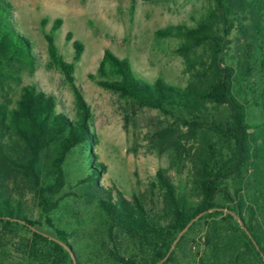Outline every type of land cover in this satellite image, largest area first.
<instances>
[{"label": "rangeland", "instance_id": "1", "mask_svg": "<svg viewBox=\"0 0 264 264\" xmlns=\"http://www.w3.org/2000/svg\"><path fill=\"white\" fill-rule=\"evenodd\" d=\"M8 1L14 8L13 19L19 32L32 44L36 63L34 69L17 63L6 67L12 78L0 82V104L14 107L22 87L36 85L54 96L57 112L77 119L72 90L47 53L45 34H51L59 54L72 63L75 84L92 113L91 131L97 139L92 150L96 162L105 166L98 184L105 189L116 188L128 201H138L161 225L170 217L157 174L171 183L180 203L198 205V179L205 162L212 159L223 163L232 154V142L214 130L216 126H229L230 113L225 105L208 102L196 112L163 113L105 90L98 85L101 79L96 73L103 51L108 49L118 58L127 59L133 73L148 83L161 79L180 89H208L217 74V58L218 64L232 68L233 90L244 101L248 120L256 124L249 132L258 137L263 158L253 159L241 175L220 184L231 193L241 191L244 220L238 217L234 202L217 195L214 201L221 207L215 211L220 214L198 221L180 244L177 239L181 233L178 234L170 252L157 264H227L233 250L229 241L239 234L248 236L256 247L255 252L245 256V263L262 264L264 79L259 67L264 60V0H134L133 4L132 0ZM55 19L62 23L52 31ZM202 23L209 25V38L194 47L183 46L185 39L178 33ZM75 40L83 45L78 60H74ZM15 143L9 144L12 159L17 158L19 148ZM89 153L90 148L81 145L66 157L64 186L57 194L60 201L49 215L57 227L71 233L69 242L78 251L81 264H95V249L110 244L103 233L104 215L95 203L76 196L82 191L78 180L85 174ZM53 156V148L44 152L46 166ZM0 196L17 201L23 213L40 221L45 236L52 238L29 181L17 168L2 162ZM208 227L217 234L211 242L204 238ZM0 238V259L8 251L11 264L20 261L19 247L28 234L6 233L0 227ZM116 246L122 256L134 259L136 264L150 263L147 254L134 249L125 238L118 239ZM107 264L118 263L111 260Z\"/></svg>", "mask_w": 264, "mask_h": 264}, {"label": "trees", "instance_id": "2", "mask_svg": "<svg viewBox=\"0 0 264 264\" xmlns=\"http://www.w3.org/2000/svg\"><path fill=\"white\" fill-rule=\"evenodd\" d=\"M13 13L12 4L8 0H0V82L12 78L6 71V67L11 64H22L34 69L36 63L32 44L19 32ZM61 23L60 19H55L51 30H57ZM178 34L185 39L183 46L194 47L209 38V25L202 23ZM45 40L51 62L62 72L72 90L77 119L72 120L65 113L57 112L54 96L36 85L23 86L14 107L0 104V162L17 168L26 177L38 200L44 220L52 230V238H48L40 221L29 219L17 201L8 196H0L1 230L6 233L23 231L28 234V238L19 247L20 261L17 259L12 264H74L75 260L76 264H81L78 251L69 242L71 233L57 227L49 217L60 201L57 194L64 186L65 159L73 149L81 145L90 148V158L84 176L78 180L82 191L76 196L95 203L96 208L104 215L103 233L110 243L107 247L104 244L95 249L98 253L95 264H107L111 260L118 264H136L134 259L120 254L118 247L121 244L117 247L116 242L122 238L132 244L134 249L147 254L149 264H157L170 252L178 234L181 233L177 239L180 244L198 226V221L220 214L215 211L221 207L214 201L217 195L234 202L238 217L244 220L241 191L231 193L227 187H220V184L241 175L253 159L263 158L260 157L258 137L249 132L256 124L248 120L246 105L236 97L233 90L232 68L221 66L217 63V58V74L208 89H180L161 79L148 83L133 73L127 59L118 58L108 49L103 51L96 73L101 79L98 85L105 90L163 113L170 110L196 112L207 102L225 105L230 113L229 126L225 129L216 126L214 130L232 142V154L223 163L212 159L205 162L198 179L201 196L198 205L189 207L180 203L171 183L160 173L157 174L164 191L167 216L170 217L168 223L161 225L149 216L138 201H128L116 188L105 189L98 184L105 166L96 162V155L92 150L97 144L90 125L92 113L81 89L75 84L72 63L66 62L59 54L51 34H45ZM66 40H71V34L66 35ZM72 46L74 60H78L83 45L75 40ZM259 73L264 79V60L260 61ZM14 142L16 147L17 144L19 146L16 159H12L8 153L9 144L14 145ZM49 148H53L54 156L50 165L46 166L43 156ZM199 215L202 217L197 219ZM228 218L231 219L230 216ZM212 221L215 222L213 219ZM216 235L214 229L208 227L204 238L211 242ZM231 235L234 236L233 233ZM252 238L260 246L257 236L252 234ZM229 242L233 246L232 255H228L226 248L223 249L229 258L227 264H246L245 256L256 250L245 234H239L238 237L236 235ZM125 246L128 247V243ZM66 248L74 255V262ZM7 252L0 259V264H11Z\"/></svg>", "mask_w": 264, "mask_h": 264}, {"label": "water", "instance_id": "3", "mask_svg": "<svg viewBox=\"0 0 264 264\" xmlns=\"http://www.w3.org/2000/svg\"><path fill=\"white\" fill-rule=\"evenodd\" d=\"M68 251H69V253L71 254V257H72V259H73V262H74V257H73V254L70 252V250H69V248H66Z\"/></svg>", "mask_w": 264, "mask_h": 264}]
</instances>
